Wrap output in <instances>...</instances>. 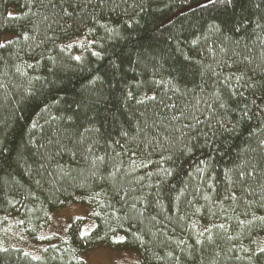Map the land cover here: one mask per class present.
Here are the masks:
<instances>
[{"label":"trees","instance_id":"trees-1","mask_svg":"<svg viewBox=\"0 0 264 264\" xmlns=\"http://www.w3.org/2000/svg\"><path fill=\"white\" fill-rule=\"evenodd\" d=\"M70 204L91 235L13 244ZM101 244L264 264V0H0V264Z\"/></svg>","mask_w":264,"mask_h":264},{"label":"rangeland","instance_id":"rangeland-1","mask_svg":"<svg viewBox=\"0 0 264 264\" xmlns=\"http://www.w3.org/2000/svg\"><path fill=\"white\" fill-rule=\"evenodd\" d=\"M72 227L78 236L92 234L97 227V220L90 207L83 204L67 205L51 215L46 230L29 235L28 238H15L13 244L39 255L47 243L68 239ZM12 232L15 234V230ZM82 257L86 264H142L138 253L124 247L114 248L105 244L87 249L82 253Z\"/></svg>","mask_w":264,"mask_h":264},{"label":"snow or ice","instance_id":"snow-or-ice-1","mask_svg":"<svg viewBox=\"0 0 264 264\" xmlns=\"http://www.w3.org/2000/svg\"><path fill=\"white\" fill-rule=\"evenodd\" d=\"M225 3H231V0H223Z\"/></svg>","mask_w":264,"mask_h":264}]
</instances>
